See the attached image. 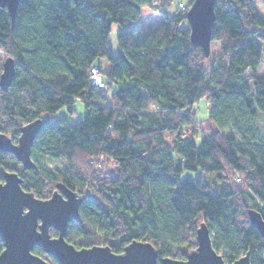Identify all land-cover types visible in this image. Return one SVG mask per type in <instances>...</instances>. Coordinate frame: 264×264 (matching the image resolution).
<instances>
[{
    "label": "trees",
    "instance_id": "16d2710c",
    "mask_svg": "<svg viewBox=\"0 0 264 264\" xmlns=\"http://www.w3.org/2000/svg\"><path fill=\"white\" fill-rule=\"evenodd\" d=\"M169 1L21 0L14 23L0 6V75L6 57L16 61L12 82L0 86L1 129L15 141L23 125L42 119L32 147L36 166L19 174L39 198L59 182L82 196L67 241L102 236L120 253L145 240L160 256L185 259L205 222L227 264L247 253L251 264H264V236L248 214L254 208L264 218V18L256 5L264 0H216L214 56L192 44L179 6L139 33L142 7ZM99 57L108 59L107 69L96 65ZM93 66L103 87L92 82ZM202 98L209 108L199 120L194 105ZM77 99L82 117L57 116L63 106L74 112ZM42 158L66 168L51 171ZM18 164L0 149V182ZM33 251L60 264L38 246Z\"/></svg>",
    "mask_w": 264,
    "mask_h": 264
},
{
    "label": "water",
    "instance_id": "95a60500",
    "mask_svg": "<svg viewBox=\"0 0 264 264\" xmlns=\"http://www.w3.org/2000/svg\"><path fill=\"white\" fill-rule=\"evenodd\" d=\"M21 0H0V6L8 9L14 23ZM216 0H192L187 11L191 42L201 47L208 56L211 51L212 29L215 23ZM16 72V61L8 56L2 64L0 86L7 89ZM42 119L30 121L21 127L14 141L3 132L0 124V149L12 153L24 169L35 167L32 147L42 127ZM0 182V238L4 248L0 252V264H50L35 253L40 247L54 255L60 264H227L222 254L212 244V235L205 222L196 233L197 247L189 251L185 259L160 256L149 241L134 240L124 251L114 252L109 245L93 244L77 247L65 238L70 222L80 220L79 208L82 196L64 182L48 198H39L23 187V178L17 171H5ZM249 220L264 236V218L257 209H250ZM51 229L58 234L51 235ZM231 264H251L249 253Z\"/></svg>",
    "mask_w": 264,
    "mask_h": 264
},
{
    "label": "rangeland",
    "instance_id": "374dc122",
    "mask_svg": "<svg viewBox=\"0 0 264 264\" xmlns=\"http://www.w3.org/2000/svg\"><path fill=\"white\" fill-rule=\"evenodd\" d=\"M188 2H189V0H172V1L166 2L165 4L164 3L160 4L159 7H152L150 5H144L142 7L141 17L139 18V21L137 22L138 27H139V33L146 34L149 31L156 29L163 22L165 14H168V15L173 14L178 6L181 7V3L185 4ZM256 5H257L258 13L264 18V1L256 2ZM118 30H119V25L117 23H114L112 25V31H111V37H110V41H111V45H112V49H113L114 54H117L119 52V46H118L117 38H116ZM219 48H220L219 41H213L212 45H211L212 56H214L216 53H218ZM0 55H1V57H0L1 60H3L4 54L0 53ZM95 63H96V65L100 66L103 70H105L109 67L108 59L104 58V57L97 58ZM2 64H3V62H2ZM259 73L261 75L264 74V63L262 64ZM73 106L75 108L74 112H70L66 106H63L57 112V116H66V117H68L69 121L78 120L85 113V108H84L82 100L77 99ZM194 106L197 109L198 119L204 120L208 115V108H209L206 99L205 98L200 99L199 101H197L195 103ZM258 123L264 130V116L262 114H259V116H258ZM16 140L17 139H15V141ZM40 161H41V163L45 164L46 167L49 168L51 171H56L59 169H65L66 168V162H64L63 160H54L52 158H42ZM96 162H97L96 165L97 166L99 165L98 167H102V168L105 167V165H104L105 161L104 160H99ZM21 169H22V164H18L17 170H12V171H17L19 173V171ZM188 174H190V173L185 172L184 176H186ZM23 187H25L24 184H23ZM47 189H50L53 191L56 189V185H54V183H53V184L47 186L46 190ZM50 196H51V194H49V197ZM80 242H82V244H80ZM93 244L103 245V244H105V240L102 236H99V237L95 236V237H91V238L77 239L76 240V246L77 247L91 246ZM219 253L223 255V252H219ZM45 254H47V253H45ZM41 256L44 257L45 255H41Z\"/></svg>",
    "mask_w": 264,
    "mask_h": 264
},
{
    "label": "built area",
    "instance_id": "2783aa9c",
    "mask_svg": "<svg viewBox=\"0 0 264 264\" xmlns=\"http://www.w3.org/2000/svg\"><path fill=\"white\" fill-rule=\"evenodd\" d=\"M188 9H189V7L186 4L181 3V10L188 11ZM91 79H92V82L94 84H96L97 86H99V87L104 86L103 73L101 72V70L98 66H93L91 68ZM187 130H189V129L187 128ZM233 180H235L237 182L243 181L242 177L239 174H237ZM228 181L230 182V179Z\"/></svg>",
    "mask_w": 264,
    "mask_h": 264
}]
</instances>
